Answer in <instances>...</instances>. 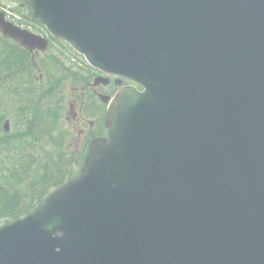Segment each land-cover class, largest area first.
<instances>
[{
	"label": "water",
	"instance_id": "95a60500",
	"mask_svg": "<svg viewBox=\"0 0 264 264\" xmlns=\"http://www.w3.org/2000/svg\"><path fill=\"white\" fill-rule=\"evenodd\" d=\"M21 1L142 90L110 101L77 179L0 227V264H264V0Z\"/></svg>",
	"mask_w": 264,
	"mask_h": 264
},
{
	"label": "trees",
	"instance_id": "16d2710c",
	"mask_svg": "<svg viewBox=\"0 0 264 264\" xmlns=\"http://www.w3.org/2000/svg\"><path fill=\"white\" fill-rule=\"evenodd\" d=\"M66 74L42 81L30 74L33 80L17 90V103L9 96L4 113L0 109V226L33 212L83 164L85 154L73 148L74 136L63 119ZM6 119L8 133L2 126Z\"/></svg>",
	"mask_w": 264,
	"mask_h": 264
},
{
	"label": "flooded vegetation",
	"instance_id": "af4514ba",
	"mask_svg": "<svg viewBox=\"0 0 264 264\" xmlns=\"http://www.w3.org/2000/svg\"><path fill=\"white\" fill-rule=\"evenodd\" d=\"M21 9L23 10V7L19 0H0V12L4 11L5 18L7 17L11 23H14L11 13H18ZM29 26H31L30 23ZM48 41V50L39 52L29 50L13 39H5L0 34V108L2 112L4 113L3 108L9 96H13L17 103V90L22 86L25 87L26 81L33 80L30 74L40 76L41 70H44L47 78L52 80L65 71L68 93L63 103V119L65 120L66 109H70L71 118L77 120L73 121L74 127L65 120L66 125L75 133L78 127L79 135L107 138L108 132L105 125H98L99 118L103 119L106 110L104 101L111 99L120 88L130 86L132 83L123 79L121 87H117L115 77L101 75L98 71L91 69L79 55L68 51L67 46L61 41L55 39H48ZM9 49L12 50L13 55L10 54ZM67 104L68 107H66Z\"/></svg>",
	"mask_w": 264,
	"mask_h": 264
},
{
	"label": "rangeland",
	"instance_id": "374dc122",
	"mask_svg": "<svg viewBox=\"0 0 264 264\" xmlns=\"http://www.w3.org/2000/svg\"><path fill=\"white\" fill-rule=\"evenodd\" d=\"M68 87H66V89H67ZM71 103V102H70ZM70 103H69V105H70ZM66 107H68V104H67V106ZM71 114H72V111L69 109H66V115H65V120H66V123H69V125L71 126V127H74L75 126V124L73 123V121H77V120H73L72 118H71ZM76 134H77V137H78V141L77 142H72V144H73V146L76 148V149H78L79 148V146L81 145V143L83 142V140H84V137L86 136V134L84 135V134H82V135H79L78 134V127H77V130H76Z\"/></svg>",
	"mask_w": 264,
	"mask_h": 264
}]
</instances>
